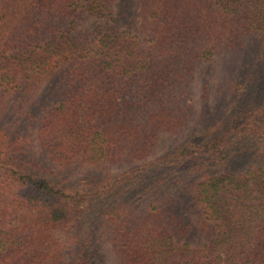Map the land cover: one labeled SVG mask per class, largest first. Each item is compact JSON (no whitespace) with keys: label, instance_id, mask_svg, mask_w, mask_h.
<instances>
[{"label":"trees","instance_id":"1","mask_svg":"<svg viewBox=\"0 0 264 264\" xmlns=\"http://www.w3.org/2000/svg\"><path fill=\"white\" fill-rule=\"evenodd\" d=\"M0 264H264V0H0Z\"/></svg>","mask_w":264,"mask_h":264},{"label":"rangeland","instance_id":"2","mask_svg":"<svg viewBox=\"0 0 264 264\" xmlns=\"http://www.w3.org/2000/svg\"><path fill=\"white\" fill-rule=\"evenodd\" d=\"M98 21H95V19H88V22L86 23V25L88 27H93V25L95 23H97ZM224 57H221L220 59H218V65H216V67L214 68V71H212L213 74H211V78L213 79V87L215 85V82L218 81V80H221L222 77L225 75L223 69V65L224 62H222ZM196 86H198V88L201 87V82H199V77L196 81ZM213 91V90H212ZM214 97V96H213ZM212 99V98H211ZM214 99V98H213ZM212 99V100H213ZM215 100V99H214ZM205 100L203 98H201V96H198L197 97V100H196V103H197V110H198V113H201L202 112V107L204 105V102ZM210 103H212V105H214V103L211 101ZM25 132L27 135H30V134H33V137L30 138V144H28V146L26 148H28V153L30 156H34L38 159H43V154L39 148V140L37 142V138H35L37 135L36 132H35V127L32 125V123L30 121H27V125L25 126ZM186 138V135L183 137V136H176V137H172L168 134H162L161 136V139H160V142H159V146L157 148V154L158 155H162L163 153H166L167 151L171 150V149H174L176 146L180 145L182 142H184ZM119 172L118 169H112V173H117ZM90 171L88 172V169L85 170H81L80 173H78L77 175H80V176H86L87 174H89Z\"/></svg>","mask_w":264,"mask_h":264}]
</instances>
